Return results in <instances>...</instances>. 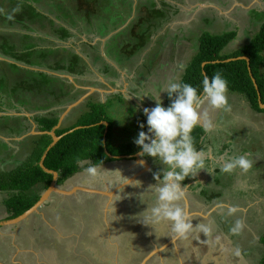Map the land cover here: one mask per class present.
I'll return each instance as SVG.
<instances>
[{
    "label": "crops",
    "instance_id": "0c3cea01",
    "mask_svg": "<svg viewBox=\"0 0 264 264\" xmlns=\"http://www.w3.org/2000/svg\"><path fill=\"white\" fill-rule=\"evenodd\" d=\"M112 1L116 3L115 0ZM131 1L130 16L123 15L127 20L116 30L109 28L105 33H100L101 35L73 31L75 38H70L66 42L53 38L61 48L78 55L84 66L79 76L68 73H62L63 77L55 75L67 80L68 84L73 86L74 92L77 90L81 92L74 101L81 102L64 116L60 126H63V121L70 113L90 100L106 107L109 118L107 123L108 126L111 124L112 128L111 142L115 146L134 142L140 131H147L143 110L155 106L153 100L163 91L170 79L176 78L183 82L186 70L198 52L199 39L203 34H210V32L215 34L223 25L230 27L235 36L222 51V55L227 56L236 52L232 49L240 45V39L245 37L246 30L251 28L252 13L263 16L255 27L249 29L248 42L264 23V0H154L157 8L162 7L161 1L168 3L170 13L167 22L152 33L144 48L130 54L129 48L124 50V40L119 39L117 35L138 16L140 0ZM185 3L189 6L186 13L182 11L183 9L181 10ZM33 5L36 7V4ZM45 15L49 16L46 13ZM208 17L212 20V30H205L199 26ZM240 20L245 23L244 27H240L242 26ZM195 22L197 27H191V24ZM0 62L16 63L1 54ZM181 66L185 67L182 69ZM66 76H70L72 80L67 79ZM160 98L164 106H168L167 94L161 93ZM228 100L230 111L212 109L206 102L202 104L201 111H207V118L214 127L210 132H205L202 126L195 128L192 133L195 146L198 150L211 149L214 155L225 152L230 155L249 154L253 162L252 168L245 174H240L239 171L224 174L217 169L210 175L205 170H201L195 177L183 182L188 188L181 206L189 217L194 219L192 221L194 227L202 222L213 226V232L208 237L196 231L197 242L204 244V247L197 244L196 251L206 252L205 246L217 244L216 248H218L224 242L228 246V257L227 262L224 261L223 264H262L264 257L262 243L264 237V108L259 106L261 110H255L247 97L238 92L228 91ZM8 101L6 99L8 105L0 104L2 118L0 122L6 121L3 119L5 117H25L30 127L29 132L38 131L33 119L38 112L25 108L16 110L13 108L15 105L13 100L11 99L9 103ZM67 106H64L62 113ZM57 108L61 106L54 109ZM121 114L126 116L125 124L128 125L126 128L119 123ZM33 123L36 128H33ZM142 124L145 125L143 129L140 127ZM11 127L6 131V128L0 129V141L9 144L10 149L17 153L14 143L22 141L19 140L22 135H15L13 132L16 127L14 125ZM141 159L140 156L121 160L113 159L111 163L97 168L105 166L121 168L120 170L125 168L127 173H121L118 179L104 178L95 183V188L90 186L93 182L87 181H79L76 186L103 192L119 188L114 197L119 190L127 192L140 189L139 187L149 188L156 183L154 175L161 172L162 165L150 157H144L145 163L141 166L139 163ZM1 161L4 160H0V163ZM125 178L132 182L139 181L140 186L125 184L127 183ZM113 183L117 184L111 187ZM0 195L3 197L6 193L0 191ZM153 198L155 199V195ZM220 205L226 207L221 210ZM227 206H237L238 213L227 216ZM237 219L243 221L244 227L239 235H232L229 229ZM22 223L19 224L20 227ZM214 236L221 240L216 238L213 240ZM237 249L241 253L240 256L235 255ZM213 254L216 253H211ZM196 258L199 259L198 256Z\"/></svg>",
    "mask_w": 264,
    "mask_h": 264
},
{
    "label": "trees",
    "instance_id": "16d2710c",
    "mask_svg": "<svg viewBox=\"0 0 264 264\" xmlns=\"http://www.w3.org/2000/svg\"><path fill=\"white\" fill-rule=\"evenodd\" d=\"M67 1H73V3L81 1L82 5H73L71 13L69 14V11L67 13L68 16H65L66 13L64 10H60L61 15H57V10H51V5L58 3L61 6L59 7L62 8V1L49 0L44 5H46L45 7H51L47 9L46 14L49 16L55 14V18L51 19L45 15V12L40 10V6L38 7L40 2L43 3L42 0H7V8L9 11L18 10L19 12L21 8L18 19L15 17L13 18L14 20L11 19L8 22L11 28H17V31H19L18 29L21 31L10 33L18 37L21 35L20 38L22 37L23 40L30 43H26L23 46H20L18 41H14L11 44L8 43L9 45L6 48H0V54L5 58L26 66L46 69L53 73H68L79 76L81 70L84 69L80 57L75 53L68 52L64 48H54L57 44L53 42H50L53 47H43V43L48 42V39L40 36L38 32L41 31L42 33L46 31L50 38L53 37L58 41L66 42L70 38H75L73 31L75 33L83 32L86 34L95 33V35H101L100 33H105L106 30L101 29V26L98 27L99 21L101 20L98 8V5L101 3H98L100 0ZM103 1L105 8L110 7L113 3L112 0ZM115 1L119 3L117 7L123 9V13L122 15L120 14L121 16H115V19H113L114 23L111 21L110 29L112 30H116L123 25L127 20L123 15L129 17L132 10L131 0ZM33 4H36V7ZM161 4L165 10H167L166 6L169 8L168 3L161 1ZM170 6L173 8L172 5ZM72 12L74 13L73 15ZM137 12V18L130 22L117 35L119 39L124 40V50L129 48L130 54H134L144 48L152 33L167 22V18L164 17V12L166 11L157 8L154 0H140ZM0 20H4V17L1 16ZM105 20L111 19L105 18ZM152 20L155 21L152 22ZM140 25L142 27L139 30ZM104 28L106 27L104 26ZM234 36L235 33L233 32H227L221 36L208 33L203 34L199 39L198 52L188 66L183 82L192 84L202 93L201 82L203 78L205 76L211 78L216 72H220L228 81L229 91L244 94L251 106L255 110L260 111L257 91L249 75L246 61L236 60L226 63H222V61L238 57H247L249 59L252 77L256 81L260 93L261 103H264V23L246 46L231 55H222L223 49ZM66 57L69 59H65ZM215 61H220L221 63H213ZM203 63L207 64L202 67ZM9 65L25 74V78L21 79L22 82L17 85L14 92L19 89L20 92L25 91V93H28L24 103L29 102V106L19 104L26 106L28 110L38 112L33 117L38 131H51L57 125L63 107L73 103L81 92L78 90L74 92L73 86L69 85L67 80L55 75L24 69L15 64ZM11 99L13 103H18L13 98ZM30 100L38 105L30 106ZM169 103L170 101L168 100ZM60 106L61 108L54 109ZM83 107L88 111L83 115L81 114L77 122L68 127L62 126L55 133L57 136H61L76 127L82 128L65 135L51 148L44 161V166L47 169L58 174V186H62L65 182L71 181L76 174L83 172L90 166L94 165L99 167L114 161L107 156L105 150L109 155L114 157H132L139 152V148L134 142L118 146L112 144L111 124L108 128L100 124L101 122L109 123L107 113L100 104L88 100L85 105L78 107L70 113L67 119L78 110L79 112L83 110ZM43 111L45 112L41 113ZM3 119L7 120L5 126L12 128L11 126L14 125L16 127L13 132L15 135H24L29 132L30 127L25 117H5ZM5 122L3 121V123ZM106 129L107 133L105 134ZM51 142L52 139L48 135H29L22 140L21 145L23 149L25 150L27 146L31 149L28 153L27 160L19 163L21 164V168L16 174L13 170L12 172H3L0 175V191L7 193V197H9L6 205L7 208L5 209L6 217L0 221L16 218L29 210L39 200L41 193L50 186L53 177L41 169L39 161ZM262 243L264 245V237ZM262 264H264V257Z\"/></svg>",
    "mask_w": 264,
    "mask_h": 264
},
{
    "label": "rangeland",
    "instance_id": "374dc122",
    "mask_svg": "<svg viewBox=\"0 0 264 264\" xmlns=\"http://www.w3.org/2000/svg\"><path fill=\"white\" fill-rule=\"evenodd\" d=\"M42 1L43 3L40 2V4L38 5V7L40 6V10L42 12L46 13L47 9H50L52 7L51 10H57V12L55 11L57 15H61L60 10H64L66 13L65 16H68V11L69 14L71 13L73 5H82L81 1L73 3V1L70 2L67 0H60L63 3L62 8H60L61 6L55 2V4L51 5V7H45L46 5L44 4L49 2V0ZM100 2L101 5L98 6V8L101 20L99 21L98 27L101 26V29L107 30L110 28V24L114 23L113 19H115V16L122 15L123 9L117 7L119 3H112L110 5L111 7L105 8V6H103L105 5L104 1L100 0L98 3ZM7 6V0H0V17H4V20H0V48H6L7 45L13 43L14 41H18V44L20 46H23L26 43H30L23 40L22 37L20 38L21 35H19L18 37L17 35L13 33L12 35L10 33L21 31L20 29H18L19 31H17V28H11L8 25L9 20H14L13 18L15 17L16 19H18L21 8L19 12L18 10L9 11ZM161 9H163V11H166L164 12V17L168 18L170 13L169 8L166 7L167 10H165V8L161 7ZM181 10L186 13L189 10V6L185 3L182 5ZM73 12L72 15L74 14ZM54 16L50 17L54 18ZM261 16L263 15L255 13H252V15H250V24L252 25L251 28H248L246 30L247 32L245 37L240 39V45L234 47L232 50L238 51L248 44V36L250 32L249 29H252L253 26H256L257 22H259L262 18ZM105 18L111 20H105ZM153 21L155 20H152V22ZM240 23L242 25L240 27H244L245 23L242 20H240ZM104 26L106 28H104ZM199 26L200 28H204L205 30L213 29L212 20L209 17L207 19L205 18V20L202 21ZM141 27L142 25L139 26V30L141 29ZM191 27H197L196 22L192 23ZM220 30L218 29L219 32H216L215 34L211 32L210 34L221 36L224 33L232 32L230 27L224 25L221 26ZM38 34H40V36L44 37L45 39H48L47 41L49 43L53 42L54 44H57V42L54 41L53 37L50 38L48 36L46 31H43L42 33L41 31H39ZM48 42H44L43 47H53L51 43L49 44ZM54 48H61V46L57 44L56 46H54ZM65 59L68 60L69 58L66 57ZM14 64L19 67V65H17L16 63ZM22 78H25V74L22 71L12 68L8 63L0 62V104L4 103L8 105L6 99L9 100V103L11 98H13L14 101L18 102H14L15 105L13 108H15L16 110L22 107L27 109L26 106H21L19 103L29 106V102L24 103V100L26 101L28 93H25V91L20 92L19 89L14 92V89L17 88V85L22 82ZM36 105L38 104H34L30 100V106ZM104 109L107 113L108 111L106 107H104ZM87 111L88 110L85 107H83V110H80V112L78 110L76 113L71 115L69 119L63 121V126L68 127L77 122L80 118V115L85 114ZM125 122L126 116L124 114H121L119 123L120 125H123L124 128L128 127ZM5 124H7V120L5 123L0 122V129L6 128L5 131L9 130L10 128L5 126ZM21 142L22 141L14 143L17 148V153H14V150L10 149L11 147H9V144L0 141V160H4L0 163V175L3 174V172H12L13 170V172L16 174V172H18L21 168V164L19 163H23L27 160L29 155L28 153L31 149L29 148V146H27V148L24 150ZM30 147H32V145H30ZM108 167L109 166H105L102 168V170L104 169V171H107L104 173V178L107 179H118L121 173H127L125 168L120 170L121 168L114 169L113 167ZM79 181H87L88 183H90L87 176L85 175V170L81 173L76 174L71 179V183L68 182L67 187L65 186L66 189H60L70 191L71 188L69 187H77L76 184H79ZM116 184L117 183H113L111 187L115 186ZM101 186H103V184ZM68 188L70 190H68ZM139 188L140 189L127 192L126 190H122L115 197L112 196L108 198L105 196L102 197L103 199H99L97 201L101 204V206L99 205V207L102 209H100L101 215L98 216L101 223L100 225L102 226L101 230H103L101 237H98L99 235H96V233L91 231V229L89 233L88 231H86L87 234L85 233V230L87 229L84 226L83 219L91 216L89 215L91 208H89L88 203L85 202V208H81V205H79L80 209L76 207L73 208V206H71L72 204L69 205V208H66L65 205L63 206V201H65L64 199L59 200V198L57 197V199L52 197L40 208V214H35L30 217L31 219L29 220V222H31V227L33 226V228L32 230H30L31 232L28 233V235L26 234L25 236L23 234L22 236L20 225H7L0 227V246H5L7 251H11L12 253L10 258H0V264H99V261L103 262L102 258L105 259L104 261L107 264H139L137 263L139 259L129 260L128 254L137 251V247H141L138 249V251L141 249L142 252H144V249L147 247L145 239H152L153 234H155L156 236H164L165 232H168L169 234H167V236H170L168 238V242L165 244L166 247L164 248L167 250H163L155 254L147 262H144V264H223L227 262L228 246L227 244H224V242H222L219 245L220 247L218 248H216L217 245L205 246L206 252L204 250V252L202 250L196 251L197 244L198 246L204 247V244L197 242L195 234L196 232H193L188 239L178 240L172 232L171 226L168 222L152 224L151 221L147 220L149 213L145 210L146 208L150 209L153 206L154 192L151 193V190H148L149 188L147 187L142 189L141 187ZM75 194H77V191L73 195ZM75 197L77 201H80L86 196L83 193H79L77 196L75 195ZM8 198L9 197H7V193L3 197L2 195H0V219L6 217L5 209L7 208L6 205L9 201ZM134 198H137V203L132 202L134 201ZM124 200H127V202ZM50 221H52L54 224L52 223L50 225ZM40 222L50 225V227H48L54 230L55 238H57L61 242V244H59V247L61 246V250L59 249V247L51 244H41L42 238L40 237V235H37L34 229L40 226ZM44 228V230H46L47 227ZM36 235L41 239H37ZM215 238L216 237L214 236L213 240ZM149 248L150 247L148 246L145 250H148ZM213 252H215L217 255H211V253ZM68 254L70 256L74 255L77 258L67 260L66 257ZM0 256L2 258L4 257L2 255ZM196 256H198L199 259H197ZM95 261H97V263Z\"/></svg>",
    "mask_w": 264,
    "mask_h": 264
},
{
    "label": "clouds",
    "instance_id": "9594fccd",
    "mask_svg": "<svg viewBox=\"0 0 264 264\" xmlns=\"http://www.w3.org/2000/svg\"><path fill=\"white\" fill-rule=\"evenodd\" d=\"M185 66H181L183 69ZM202 93L190 83H184L176 78L168 81L167 86L161 91L151 109L145 108L143 115L146 117L147 131H140L134 143L139 148L137 153L142 159L141 166L145 163L144 157H150L160 165L162 170L154 175L156 183L148 190L154 192L153 206L145 211L149 213L147 220L152 224L168 222L177 239H188L198 231L208 237L213 232L209 223H198L193 226V218L189 217L181 202L185 199L187 185L183 182L195 177L201 170L211 175L217 169L224 174L247 173L252 168L249 154L230 155L227 152L214 155L211 149H197L192 136L193 130L202 126L205 132H210L214 125L207 118V111H201L203 103L215 110L230 111L228 100V81L220 72L211 78L205 76L201 82ZM161 93H166L170 101L164 106ZM144 97V96H142ZM143 129L145 125H140ZM107 171L96 166L85 170V175L90 182L96 183L104 179ZM126 179V178H125ZM134 187H139V181H129ZM122 185V184H121ZM221 210L226 206L220 205ZM144 211V212H145ZM237 206H227V216L238 213ZM243 221L237 219L230 227L232 235H239L243 230ZM219 240V237H216ZM240 251H235L240 256Z\"/></svg>",
    "mask_w": 264,
    "mask_h": 264
},
{
    "label": "water",
    "instance_id": "95a60500",
    "mask_svg": "<svg viewBox=\"0 0 264 264\" xmlns=\"http://www.w3.org/2000/svg\"><path fill=\"white\" fill-rule=\"evenodd\" d=\"M236 60H244V61H246L247 66H248L249 75L251 77V80H252V83L254 85V88L257 91V97H258L259 106L261 108H264V103H261V97H260V93H259L258 87L256 85V81L254 80V78L252 77V74H251V69L249 67V59L247 57H238V58H232V59H228V60L222 61V63H226V62H230V61H236ZM213 63H221V62L220 61H215ZM206 64L207 63H203L202 67H204ZM17 65H19V67L21 66V67H23L25 69H29V70H33V71H41V72H45V73H49V74H53V75H57V76L63 77V75H60V74H57V73H53V72H49L47 70H42L40 68L26 67V66H22L20 64H17ZM203 74L205 75L204 72H203ZM66 78L72 80L70 76H66ZM80 102L81 101H76V102L72 103L71 105H68L67 108L65 109L64 113H62V115L60 116L59 122L57 123V125L51 131H49V132H40V131H36V130H31L30 132L22 135L19 138V140H23L25 137H27L29 135H48V136L51 137L52 142L50 143V145L46 148L45 152L43 153V155H42V157H41V159L39 161V166L41 167V169L45 173H48V174L52 175L53 179H52V182H51L50 186L44 192L41 193L39 200L29 210H27L26 212H24L23 214H21L20 216H18L16 218H13V219H10V220H5V221H0V227L7 226V225L8 226H17L20 223H22L24 221H27L33 214L40 213L39 209L42 207V205L44 203L48 202L51 199V197H52V195L54 193L65 195V196H69V195H73L74 193H76V191H84V192H87V193L98 194V195H101L103 197L106 196V197L109 198V197L114 196L116 191L119 189V188L118 189L116 188V189H113L110 192H103V191H99V190H95V189H88V188H85V187L77 186V187L71 188L70 191H65L63 189H60V186L57 185L58 174L56 172L52 171V170L47 169L44 166V161L46 159L47 153L51 150V148H53L65 135L70 134V133L74 132L75 130H78V129L82 128V127H76V128H74V129H72L70 131H67L66 133H64L61 136H57L56 133H55V131L60 127L61 121L63 120L64 116L67 115ZM100 124L105 126L106 128H108V123L107 122H101ZM32 125H33V128H36L34 123ZM106 133H107V129L105 131V134ZM104 142H105V137H104ZM105 153L111 159L121 160V159H129L130 158V156L114 157V156L109 155V153L106 150H105ZM135 157H138V154H136ZM121 186H123V184ZM169 244H170V242H169ZM165 247H166V245H162L161 247L154 246L153 249L144 257V259L142 260V262L140 264H144V262H147L155 254L159 253L160 251H163Z\"/></svg>",
    "mask_w": 264,
    "mask_h": 264
},
{
    "label": "flooded vegetation",
    "instance_id": "af4514ba",
    "mask_svg": "<svg viewBox=\"0 0 264 264\" xmlns=\"http://www.w3.org/2000/svg\"><path fill=\"white\" fill-rule=\"evenodd\" d=\"M62 73H60V75H61ZM58 122H59V120H58ZM61 127V126H60ZM59 127V128H60ZM58 128V129H59ZM135 156V155H134ZM133 156V157H134ZM131 157V156H130ZM66 184H68V182H65V184H63L62 186H60V188H65V186H66ZM91 187L92 186H94V188H95V184H91L90 185ZM67 187V186H66ZM70 188V187H69ZM68 188V190H70ZM72 188V187H71ZM66 189V188H65ZM121 192V190H119L118 192H117V194L118 193H120ZM79 193H83V194H85V196L87 197H84V198H82L80 201L78 200H76V197H75V195L77 196ZM75 195H69V196H65V195H63V196H61V195H59V194H56V193H54L53 195H52V197H54V198H59V200H65V201H63V206L65 205V207L66 208H69L70 206L69 205H71V206H73V208H78V209H80V206L79 205H81V208H85L86 206H85V202L86 203H88V206H89V208H91L90 210V214L89 215H91L90 217L88 216V218H85V219H83V221H84V226H85V228L87 229V230H85V233L87 234V232L86 231H88V233L90 232V229H91V231H93V232H95L96 233V235H99L98 237H101L102 236V231L103 230H101L102 228V226L100 225L101 223H100V219H99V215H101L100 214V207H99V205L101 206V204L100 203H98L97 201L99 200V199H103L102 197L103 196H101V195H98V194H91V193H87V192H84V191H77V194H75ZM51 197V198H52ZM56 198V199H57ZM137 198H134V201H132L133 203H137V200H136ZM124 201H126L127 202V200H124ZM45 204V203H44ZM43 206V205H42ZM40 210V209H39ZM102 210V209H101ZM87 217V216H86ZM56 218V217H55ZM55 220V219H54ZM54 220H52V221H54ZM52 221H50V225L53 223ZM54 224V223H53ZM22 226H21V232H22V236H23V234L26 236V234L28 235V233H30L31 231L30 230H32V228H33V226L31 227V222H29V221H27L26 223H22L21 224ZM50 225H47L46 223H41L40 222V226L38 227V228H34L35 229V232L37 233V235H40V237L42 238H40L41 240H42V243L41 244H45V245H49V244H51V245H54V246H56V247H59V244H61V242L57 239V238H55V236H54V234H55V232H54V230H52L51 228H49L50 227ZM49 226V227H48ZM44 227H47L46 228V230H44L45 228ZM100 232H101V234H100ZM167 234H169L168 232L166 233L165 232V235L164 236H156L155 234H153L152 235V239H145V243H146V246L148 247H150L148 250H145L144 249V252H142V250L140 249L139 251H138V249L139 248H141V247H137V251H134L133 253H130V254H128L129 256H128V258H129V260L130 259H135V260H138L139 259V261L137 262V263H141L142 262V260L144 259V257L153 249V247L154 246H156V247H161L162 245H165L167 242H168V238L170 237V236H167ZM36 235V238L37 239H39L38 238V236ZM156 236V237H155ZM153 237H155V238H153ZM44 240V241H43ZM147 240H148V243H147ZM95 242V241H94ZM47 243V244H46ZM217 245V244H216ZM143 247V246H142ZM59 249L61 250V246L59 247ZM165 251L167 250V249H164ZM0 255H2V256H4L3 258L0 256V258L1 259H4V258H6V257H11V255H12V253H11V251L10 252H8L7 251V249H6V247L5 246H0ZM75 258H77L76 256H74V255H67V257H66V259L67 260H72V259H75ZM5 260H7V259H5ZM105 259H103L102 258V261L103 262H101V261H99V264H107V263H105V261H104ZM96 263H97V261H95ZM134 263V262H133Z\"/></svg>",
    "mask_w": 264,
    "mask_h": 264
}]
</instances>
